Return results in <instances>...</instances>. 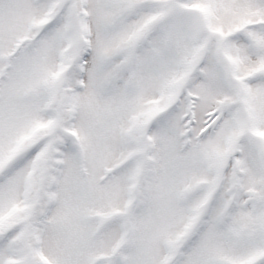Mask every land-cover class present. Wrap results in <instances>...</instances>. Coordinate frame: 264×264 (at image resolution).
<instances>
[{
    "label": "snow or ice",
    "instance_id": "6c2138e0",
    "mask_svg": "<svg viewBox=\"0 0 264 264\" xmlns=\"http://www.w3.org/2000/svg\"><path fill=\"white\" fill-rule=\"evenodd\" d=\"M0 264H264V0H0Z\"/></svg>",
    "mask_w": 264,
    "mask_h": 264
}]
</instances>
